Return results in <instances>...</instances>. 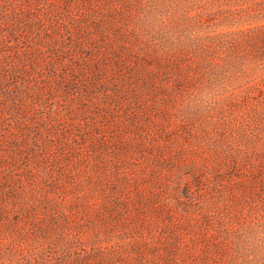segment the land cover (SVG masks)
<instances>
[{"label":"rangeland","instance_id":"374dc122","mask_svg":"<svg viewBox=\"0 0 264 264\" xmlns=\"http://www.w3.org/2000/svg\"><path fill=\"white\" fill-rule=\"evenodd\" d=\"M0 264H264V0H0Z\"/></svg>","mask_w":264,"mask_h":264}]
</instances>
